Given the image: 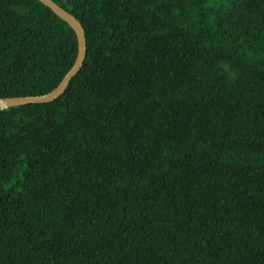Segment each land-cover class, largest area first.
<instances>
[{
  "label": "trees",
  "instance_id": "1",
  "mask_svg": "<svg viewBox=\"0 0 264 264\" xmlns=\"http://www.w3.org/2000/svg\"><path fill=\"white\" fill-rule=\"evenodd\" d=\"M53 1L86 59L0 109V264H264V0ZM78 53L0 0L1 98Z\"/></svg>",
  "mask_w": 264,
  "mask_h": 264
},
{
  "label": "water",
  "instance_id": "2",
  "mask_svg": "<svg viewBox=\"0 0 264 264\" xmlns=\"http://www.w3.org/2000/svg\"><path fill=\"white\" fill-rule=\"evenodd\" d=\"M45 6L50 8L56 15L66 21L76 32L79 42V53L75 65L64 77L60 85L48 94L39 96H23V97H0V109H8L12 107L24 106L28 104H45L51 103L59 99L67 90L73 78L81 71L87 54V43L85 30L80 21L69 11L58 5L53 0H39Z\"/></svg>",
  "mask_w": 264,
  "mask_h": 264
}]
</instances>
